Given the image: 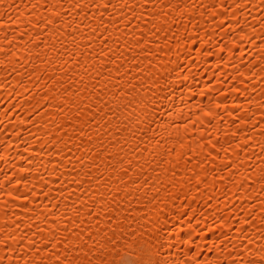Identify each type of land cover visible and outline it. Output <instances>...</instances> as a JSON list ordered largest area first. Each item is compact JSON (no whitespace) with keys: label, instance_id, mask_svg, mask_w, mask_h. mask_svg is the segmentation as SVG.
Listing matches in <instances>:
<instances>
[{"label":"bare ground","instance_id":"bare-ground-1","mask_svg":"<svg viewBox=\"0 0 264 264\" xmlns=\"http://www.w3.org/2000/svg\"><path fill=\"white\" fill-rule=\"evenodd\" d=\"M120 256L264 257V0H0V264Z\"/></svg>","mask_w":264,"mask_h":264},{"label":"snow or ice","instance_id":"snow-or-ice-1","mask_svg":"<svg viewBox=\"0 0 264 264\" xmlns=\"http://www.w3.org/2000/svg\"><path fill=\"white\" fill-rule=\"evenodd\" d=\"M109 5L105 4L104 7L107 8ZM113 264H142L139 257L136 259L125 258V256H120L118 261L113 262ZM249 264H264V257H261L258 262H249Z\"/></svg>","mask_w":264,"mask_h":264}]
</instances>
